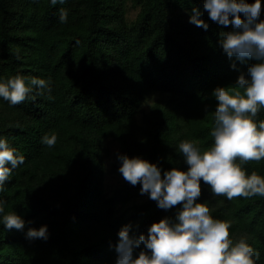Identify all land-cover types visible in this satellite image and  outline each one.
Instances as JSON below:
<instances>
[{
	"label": "trees",
	"instance_id": "1",
	"mask_svg": "<svg viewBox=\"0 0 264 264\" xmlns=\"http://www.w3.org/2000/svg\"><path fill=\"white\" fill-rule=\"evenodd\" d=\"M203 4L0 0V82L21 75L44 79L51 88V99L47 90L36 95L38 89L15 106L0 98V139L25 157L0 192L5 214L25 220L23 231L8 230L0 214V264H115L123 226L131 225L138 237L153 222L175 218L182 205L166 211L141 195V185L119 173L117 154L156 163L162 173L186 171L179 142H195L201 151L213 143L212 92L233 84L253 61L233 67L219 44L220 31L231 26L213 23ZM193 7L200 8L207 30L189 23ZM60 9L67 12L65 23ZM152 93L160 97L145 111L141 105ZM255 119H264V109ZM53 133L57 143L49 148L42 137ZM242 167L264 176V159ZM107 173L119 178L110 189ZM201 187L198 202L229 223L234 240L246 238L260 254L255 264H264V197L229 200L214 196L202 180ZM43 225L47 240L26 238L29 228Z\"/></svg>",
	"mask_w": 264,
	"mask_h": 264
},
{
	"label": "clouds",
	"instance_id": "2",
	"mask_svg": "<svg viewBox=\"0 0 264 264\" xmlns=\"http://www.w3.org/2000/svg\"><path fill=\"white\" fill-rule=\"evenodd\" d=\"M65 0H51L53 6ZM203 11L222 29L219 44L227 57L249 64L235 82L217 86L212 96L217 101L210 135L213 143L206 150L188 140L180 141L177 151L184 157L187 170L173 167L162 173L161 168L139 156L118 153L119 173L132 186L141 185V195L169 210L181 206L175 218L165 217L153 222L147 232L138 237L130 234L131 225L118 232L115 264H255L259 252L240 237H231L229 223L215 219L204 202H198L202 193L201 180L214 196L227 199L264 197V176L253 171L250 175L242 167L249 162L264 159V119L256 117L264 109V0H204ZM60 22H67V12L60 9ZM189 23L207 30L199 7L190 9ZM36 95L49 93V82L32 77L26 80L16 75L0 82V98L15 106ZM35 100V95L31 97ZM42 143L52 148L56 134L45 135ZM25 157L17 155L6 139H0V192L12 175L13 169L23 164ZM10 165V167H9ZM2 222L8 230L23 231L25 220L16 212L5 214L0 204ZM29 240L48 239V227L29 228ZM141 249L138 255L135 250Z\"/></svg>",
	"mask_w": 264,
	"mask_h": 264
},
{
	"label": "rangeland",
	"instance_id": "3",
	"mask_svg": "<svg viewBox=\"0 0 264 264\" xmlns=\"http://www.w3.org/2000/svg\"><path fill=\"white\" fill-rule=\"evenodd\" d=\"M135 14H136V10H134V9H132V10H130L129 11V17L130 18H133L134 16H135ZM160 97V94H158V93H152V94H150L145 100H144V102L142 103V105H141V108L143 109V110H148V108L151 106V104L157 99V98H159ZM140 117H141V115L140 114H138L137 115V118H138V120L140 119ZM117 144H114V145H112V147H111V150H112V156H111V160L113 159V157H114V155H115V153H116V150H117ZM110 161H108L107 162V168L109 167V165H110V163H109ZM118 180H119V178H118V176H116L115 174H112V173H107V175H106V185H107V188L108 189H110V188H112L113 186H115V185H117V183H118Z\"/></svg>",
	"mask_w": 264,
	"mask_h": 264
}]
</instances>
